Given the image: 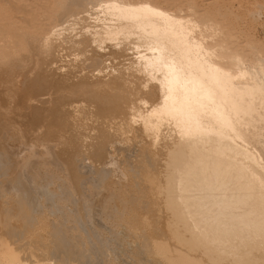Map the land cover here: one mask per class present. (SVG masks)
<instances>
[{
  "label": "bare ground",
  "instance_id": "bare-ground-1",
  "mask_svg": "<svg viewBox=\"0 0 264 264\" xmlns=\"http://www.w3.org/2000/svg\"><path fill=\"white\" fill-rule=\"evenodd\" d=\"M27 1L0 0V69L2 85L16 87L11 103L21 99L28 74L27 105H36L27 110L55 113L58 121L47 117L58 127L71 123L104 141L113 130L139 123L151 145L166 141L160 194L174 239L189 254L177 257H186L181 264H264V40L255 35L251 6L235 9L231 0ZM120 52L132 54L126 56L135 60L143 84L151 83L159 96L148 105L137 98L141 106L129 104L124 120L118 117L126 111L115 115L120 78L110 77ZM26 244L0 234V264H83L70 252L64 262L59 244L50 257Z\"/></svg>",
  "mask_w": 264,
  "mask_h": 264
},
{
  "label": "rangeland",
  "instance_id": "rangeland-1",
  "mask_svg": "<svg viewBox=\"0 0 264 264\" xmlns=\"http://www.w3.org/2000/svg\"><path fill=\"white\" fill-rule=\"evenodd\" d=\"M48 1L28 0L27 3L39 5ZM232 4L235 9L251 6L256 16L255 35L264 40V0H231ZM122 53L119 54L122 61L117 58L118 62L112 65L115 72L110 77L117 75L114 77H117V80L120 78L116 87L123 94L121 97L120 91L117 90V93H120L117 98L119 100L121 98V101L117 99V102L121 107L116 103L118 104L116 107L119 108L115 115L120 116L126 111V115L123 113L118 117L124 120L129 116L131 104L141 106L137 98L146 99L148 105L156 100L155 103H158L159 96L151 83L143 84V76L136 73L138 71L135 69L137 68L135 60L126 56L132 54ZM122 55H125L123 56L125 60L122 59ZM117 67L122 69L117 72ZM132 70H135V73ZM2 74H4L3 68L0 69V76ZM28 77L27 74V77L23 78L26 82L21 80L19 88L21 94L18 97L21 99L16 105L11 103L17 92L16 87H11L10 84L9 87L8 84L2 85L3 78H0L2 81H0V118L2 119H0V234L27 243L28 247L35 245V248H31L35 250L41 248V252L40 249L38 251L47 257L52 255L55 245L59 244L61 253L65 252L62 248L67 252L63 253L64 262L69 261L70 257L67 254L70 252L71 257L75 256L73 260L81 259L83 264L183 263L186 257L179 260L177 257L186 256L188 252L174 239L175 236L170 229V218L160 194L163 182V177L160 176V160L163 158L162 149L166 141L159 140L156 145H151L150 139L146 138L138 122L137 126L133 125L135 123L132 124L133 126L129 123L128 125L131 126L128 129L129 126L125 125V129L121 132L117 131L118 134L113 130L111 132L113 138L108 136L109 140L107 137V140H100L103 144L98 140L100 137L96 140L91 137L90 134L94 133V130H85V132H91L89 135L87 132L86 134L95 142L89 137V141L82 138L87 137L84 130L81 129L85 136H80L81 131L77 128V134L75 126H71L73 125L71 123L64 124L70 129H62L64 127L62 123L60 127L58 123H53L54 119L58 121L60 118L55 113L43 112L46 118H48L47 114L49 118L52 114L55 116L53 121L52 117L48 118V122L44 120L45 115L42 112L35 114L33 110H27L31 108L30 106L36 105L28 106L30 95L27 88ZM23 84L27 86L25 88L27 96ZM120 84L123 88L119 87ZM123 89H126L125 92ZM133 95L138 103L130 97ZM15 108L18 110L16 111ZM31 114L34 115V119ZM54 127L58 129L55 130ZM110 131H107L109 135ZM105 132L104 136H106ZM48 250H51V254L47 252ZM190 254L192 255L189 257L196 256L193 252Z\"/></svg>",
  "mask_w": 264,
  "mask_h": 264
}]
</instances>
